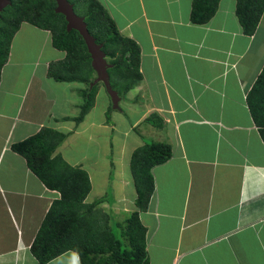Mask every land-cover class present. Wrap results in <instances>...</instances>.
I'll list each match as a JSON object with an SVG mask.
<instances>
[{
  "label": "crops",
  "instance_id": "obj_1",
  "mask_svg": "<svg viewBox=\"0 0 264 264\" xmlns=\"http://www.w3.org/2000/svg\"><path fill=\"white\" fill-rule=\"evenodd\" d=\"M99 1L140 48L141 78L116 108L99 104L97 89L77 121L78 88L48 74L64 57L50 31L23 21L10 41L0 72V264H37L30 245L59 198L11 148L45 126L66 133L53 156L87 173L84 202L100 199L123 220L137 209L130 161L146 143L139 135L170 145V157L151 167L154 189L138 212L148 264H264V141L246 101L264 64V12L246 35L235 0H220L204 24L190 21L192 0ZM46 264L78 257L66 251Z\"/></svg>",
  "mask_w": 264,
  "mask_h": 264
},
{
  "label": "trees",
  "instance_id": "obj_2",
  "mask_svg": "<svg viewBox=\"0 0 264 264\" xmlns=\"http://www.w3.org/2000/svg\"><path fill=\"white\" fill-rule=\"evenodd\" d=\"M6 1L0 10V72L13 34L23 21L48 29L52 45L64 52L61 60L49 64L48 74L55 80L82 85L77 90L82 101L75 117L80 120L94 104L98 88L91 75V56L83 36L76 29L67 28L65 15L56 9V0ZM219 1L192 0L190 21L196 24L208 22L216 13ZM67 2L82 18L87 31L108 58L110 85L116 88L117 81H123L120 94L124 95L141 78L138 44L119 33L99 0ZM263 12L264 0H235L234 13L246 35L255 32ZM246 101L264 141V64L246 95ZM148 120L153 123L156 119L151 116ZM65 138V132L45 126L11 144L12 150L25 158L28 168L37 178L47 188L59 193L30 245L37 264H46L66 251L77 254L78 264H148L146 230L138 212L147 208L154 189L151 167L170 157V145L145 143L132 153L130 166L137 193L134 202L137 209L124 220L112 222L110 214L95 207L100 199L90 204L84 202L90 190L85 170L70 165L61 155L53 156Z\"/></svg>",
  "mask_w": 264,
  "mask_h": 264
},
{
  "label": "water",
  "instance_id": "obj_3",
  "mask_svg": "<svg viewBox=\"0 0 264 264\" xmlns=\"http://www.w3.org/2000/svg\"><path fill=\"white\" fill-rule=\"evenodd\" d=\"M6 2V0H0V10L3 6H5ZM56 3V9L62 12L66 17V20L68 22L67 28H74L78 30L87 44V48L91 56V65L92 68L96 71V78L94 79V82L102 81L107 93L111 94L113 98L117 97L118 102L119 96L117 95V92L113 93L111 91L112 87L109 83V75L107 73V68L109 67V64L106 61L105 54L101 49V45L94 41V38L87 31L82 18L73 11L71 4H69L67 0H56ZM117 102L115 103V101H113L112 107H117Z\"/></svg>",
  "mask_w": 264,
  "mask_h": 264
},
{
  "label": "rangeland",
  "instance_id": "obj_4",
  "mask_svg": "<svg viewBox=\"0 0 264 264\" xmlns=\"http://www.w3.org/2000/svg\"><path fill=\"white\" fill-rule=\"evenodd\" d=\"M79 10V9H78ZM75 13H76V11H74ZM76 14H78V13H76ZM23 23V22H22ZM68 23V22H67ZM260 27H259V31H261V33L264 35V17L262 18V21H261V23H260V25H259ZM78 31V30H77ZM79 32V31H78ZM25 37H22V38H19L18 40L20 41V43L22 44V40L24 39ZM24 40H27L26 38L24 39ZM34 41V40H33ZM33 41H32V43H33ZM64 53V52H63ZM106 59H108L107 57H106ZM91 75L93 76V79H95L96 78V71L92 68V72H91ZM122 79H124V78H122ZM130 80V79H129ZM72 84H71V86H74V88H78V87H81L82 85H80L78 82H71ZM98 83V94H99V92H100V96H99V99H98V103L99 104H104V105H107L108 103H109V101L112 103V105H113V101H115V103L117 102V97L116 98H113V96H111V94H108L107 93V91L105 90L104 91V89H105V87H104V85H103V83L101 82V81H98L97 82ZM123 85V81H121L120 82V80H118L117 81V83H116V88H114V87H112V89H111V91L114 93H116L117 92V95L118 94H120V93H122L123 92V89H122V87H121V85ZM65 91V90H64ZM63 91V92H64ZM73 93V92H72ZM132 95V93L130 94V93H128V96H131ZM125 97H127L126 95H125ZM122 98L123 99H125L124 98V95L122 96ZM121 98V99H122ZM96 99H97V96H96ZM95 99V100H96ZM114 99V100H113ZM105 101V102H104ZM125 101H127L126 99H125ZM96 101H94V103H95ZM128 102V101H127ZM120 102L118 101L117 102V105L116 106H118V104H119ZM128 106H131V107H133L134 108V106L133 105H130V104H128ZM137 109H139V107L138 106H135ZM67 108V107H66ZM114 108V107H113ZM116 108V107H115ZM115 111H117V110H115ZM118 113H120L119 111H117ZM125 114L126 115H131V114H127V112H125ZM75 115H78V113H76ZM119 115H121V114H119ZM98 133H100V132H98ZM116 134H119V132L116 130V128L114 127L113 128V130H112V132H111V136H112V139H111V142H112V150H116V148H118L117 146H116V141H115V138L113 137V135H116ZM149 133H142V134H140L139 135V138H141V139H145L144 141L146 142V143H150V141H151V137H149V136H146V135H148ZM112 175H114V171H113V174ZM113 183H114V180L111 182V187H112V189H111V191H110V188L108 189V191H110L109 192V198L108 199H110V202H112V200L114 199V197H113V191H115V188H117V186H118V184H117V182H116V180H115V184H114V186H115V188H114V186H113ZM112 192V193H111ZM128 200H129V198H128ZM86 203V202H85ZM114 203H117L115 200H113V203L112 204H114ZM125 204H126V202H124ZM95 207H99V209H101L100 208V204H98V205H96ZM81 208H83V207H81ZM98 209V210H99ZM98 210H94V211H98ZM102 211V210H101ZM99 212V211H98ZM102 212H105L104 210L102 211ZM106 213V212H105ZM123 220V218H115V217H113L112 218V222H118V221H122Z\"/></svg>",
  "mask_w": 264,
  "mask_h": 264
}]
</instances>
